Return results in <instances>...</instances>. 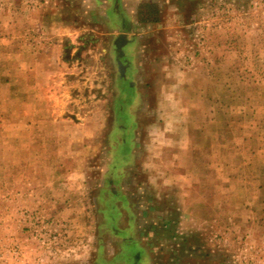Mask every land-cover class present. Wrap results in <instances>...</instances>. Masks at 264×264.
I'll return each mask as SVG.
<instances>
[{"label": "rangeland", "instance_id": "obj_1", "mask_svg": "<svg viewBox=\"0 0 264 264\" xmlns=\"http://www.w3.org/2000/svg\"><path fill=\"white\" fill-rule=\"evenodd\" d=\"M0 264H264V0H0Z\"/></svg>", "mask_w": 264, "mask_h": 264}]
</instances>
